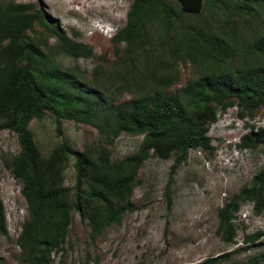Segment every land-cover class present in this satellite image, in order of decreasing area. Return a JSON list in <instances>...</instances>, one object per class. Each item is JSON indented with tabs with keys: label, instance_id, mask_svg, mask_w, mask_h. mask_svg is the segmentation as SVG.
I'll list each match as a JSON object with an SVG mask.
<instances>
[{
	"label": "trees",
	"instance_id": "obj_1",
	"mask_svg": "<svg viewBox=\"0 0 264 264\" xmlns=\"http://www.w3.org/2000/svg\"><path fill=\"white\" fill-rule=\"evenodd\" d=\"M210 1L217 0H132L127 22L113 38L111 62L69 36L41 2L0 0V131L15 133L20 145L8 167L27 205L16 241L23 263L53 264V255L64 253L75 212L87 220L96 242L135 209L134 191L149 158L174 157L175 171L191 149L214 150L208 133L219 111L238 107L241 117H254L264 108V0H219L225 18L215 11L216 18L203 17ZM185 13L198 18L188 23ZM61 57L96 59L92 79L65 69ZM181 60L195 65L198 75L171 92ZM125 94L130 100L117 103ZM48 112L58 121L94 126L97 140L81 151L64 140L44 154L31 123ZM122 133L143 140L134 154L114 160L109 146ZM260 146L264 128L240 143ZM73 157L76 183L69 187L65 174ZM170 188L169 182V202ZM247 202L256 214L264 212V169L219 210L224 242H234L233 220ZM7 235L0 198V236ZM262 237L261 230L244 242L256 245ZM197 264L219 263L212 258ZM234 264H264V251Z\"/></svg>",
	"mask_w": 264,
	"mask_h": 264
},
{
	"label": "rangeland",
	"instance_id": "obj_2",
	"mask_svg": "<svg viewBox=\"0 0 264 264\" xmlns=\"http://www.w3.org/2000/svg\"><path fill=\"white\" fill-rule=\"evenodd\" d=\"M41 2L48 15L57 21L69 36L89 44L96 55L116 59L113 38L127 22L132 0H21ZM84 1H86L84 3ZM177 9L180 7L175 2ZM224 17L221 1L205 4L203 17ZM189 22L198 16L183 15ZM216 18V16H215ZM225 18V17H224ZM65 69H73L80 78L92 79L97 61L93 58H59ZM180 78L171 92L186 85L198 75L190 61L179 62ZM130 100L125 94L117 100ZM39 148L49 154L66 140L74 150H83L87 142L97 140L98 130L86 123L61 119L47 113L31 123ZM264 128V108L254 117L240 116L238 107L219 111L218 119L209 130L213 151L191 149L186 162L173 171L175 158H149L139 177L133 202L136 207L124 215L120 224L107 227L103 235L91 241L90 227L78 212L70 226L64 253L54 254L53 264H197L216 258L219 264L245 263L248 258L264 251V237L256 245L244 242L248 234L264 231V212L256 214L252 203H244L233 222L238 226L233 243H226L219 234V210L252 183L264 169V146L242 148V137L253 129ZM143 140L142 135L122 133L109 146L114 160L134 154ZM20 150L18 137L9 130L0 131V198L8 226V235L0 236V257L3 264H26L20 258L16 241L26 218V201L19 182L8 167L13 155ZM74 157L66 169V184L76 183ZM171 183L168 201L166 188Z\"/></svg>",
	"mask_w": 264,
	"mask_h": 264
},
{
	"label": "bare ground",
	"instance_id": "obj_3",
	"mask_svg": "<svg viewBox=\"0 0 264 264\" xmlns=\"http://www.w3.org/2000/svg\"><path fill=\"white\" fill-rule=\"evenodd\" d=\"M66 1H69V2H72L71 0H66ZM86 1H84V3H85Z\"/></svg>",
	"mask_w": 264,
	"mask_h": 264
}]
</instances>
